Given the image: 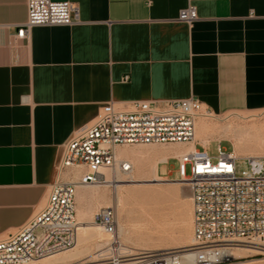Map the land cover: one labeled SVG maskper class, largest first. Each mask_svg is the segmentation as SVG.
<instances>
[{"label": "crops", "instance_id": "0c3cea01", "mask_svg": "<svg viewBox=\"0 0 264 264\" xmlns=\"http://www.w3.org/2000/svg\"><path fill=\"white\" fill-rule=\"evenodd\" d=\"M54 1L78 20L18 38L27 0H0V239L43 207L67 142L107 103L264 112V0ZM188 6L198 18L179 20Z\"/></svg>", "mask_w": 264, "mask_h": 264}, {"label": "built area", "instance_id": "2783aa9c", "mask_svg": "<svg viewBox=\"0 0 264 264\" xmlns=\"http://www.w3.org/2000/svg\"><path fill=\"white\" fill-rule=\"evenodd\" d=\"M198 18L194 6L179 20ZM78 20L70 1L27 0V20L16 36L26 38L41 25H71ZM214 112L195 97L164 102L137 101L129 107L105 104L93 121L67 142L43 207L17 231L0 239V264H28L72 248L82 223L77 219L80 186H111L133 172L132 163L118 156L125 145L194 143L177 157L180 179L193 201V243L168 250L139 249L122 242L117 212L102 207L92 217L110 239L96 257L73 264H249L264 257V157H237L221 143L211 156L196 136V122ZM257 246L258 253L235 258L232 249Z\"/></svg>", "mask_w": 264, "mask_h": 264}, {"label": "bare ground", "instance_id": "6f19581e", "mask_svg": "<svg viewBox=\"0 0 264 264\" xmlns=\"http://www.w3.org/2000/svg\"><path fill=\"white\" fill-rule=\"evenodd\" d=\"M198 120L196 122L195 138L196 140L201 141L204 145H207L209 139H214L220 136L219 135L221 134L220 132H224L227 130L229 131V129L231 130L229 126L218 128L216 126L210 125L205 120H199V121ZM244 137H241L240 132L235 135L236 140L233 145L234 154L237 157H245V156L252 157L254 155L251 154V152L249 153V151L257 150L258 152L259 151L258 149H261V146L264 144V138L260 141L259 140L255 141L253 140V138L249 139ZM142 145H151V146L147 148L145 151L136 150L138 151L136 155V163L138 166L139 173L137 175H133L134 172H132L127 177H118L116 179V182L111 185L112 187H115L111 195H109L105 190L86 189V187H91V186H80L77 188V194H76L77 219L79 220L80 223H82V226L79 230V237L77 243L72 248H70L72 250L70 251V249H67L64 251L56 252L48 256H45L38 261H33L28 264H73L75 263L73 261L78 259L80 256H82L83 259L89 257H93L94 259L98 251H100L107 243H109L110 239L103 236L102 229L98 225L94 223L92 224L91 222L88 223L87 218L89 216H92L91 213L93 212V210L98 208L100 209L102 207H110L112 205L115 206L116 208L121 207L125 219L128 220L130 224L128 230L134 234L136 233L140 234L139 240L142 241L143 245L146 244L148 245L150 243L154 244V248H139V249L168 250V249L185 247L182 246V244H186L188 242L190 243L187 244L186 246H189L193 243V232L191 226L190 228H188V231L181 233L178 236L174 235L171 237L170 234L168 236V234L166 235L164 233V231L167 232L166 228L165 230H163L164 228L162 229V225L158 221H154V222L146 221V218L149 216L148 211L142 205L137 206L138 204L134 203V201L138 197H141L142 194H145L146 198H148L149 197L148 193L152 190V189L150 190V188H145V187L138 188L137 186L135 187V185H140V184L148 185L153 183L154 181H168L172 184L182 182L187 184L185 179L169 180L167 177L160 176L158 173V169L160 163H166L170 157H175V158L180 157L183 153H186L187 151L194 149L195 144L173 143V144H142ZM156 145H161V146L158 147ZM119 147L116 148L117 154L120 157H124L127 158V160H129V157L125 152V150ZM133 150L134 149H132L131 151ZM247 151H248L247 155H241V152L246 153ZM131 163L133 162L131 161ZM133 171H134V167H133ZM122 179H127V180H122ZM130 186L133 187L130 188ZM146 200H149V198ZM128 201H131L133 205L132 207L127 209L126 204ZM192 205H193V201H192ZM192 224H193V214H192ZM119 236H120V232H119ZM262 243L264 244V242ZM172 244L173 245L181 244V246L179 245L177 247H171L170 245ZM257 250H259L257 249V246H238L232 249V253L235 258H242V257H249L251 255L258 253ZM83 259L80 261L92 260L90 258L88 260H83ZM248 260H249V264L264 263V257L253 258ZM80 261H76V262H80Z\"/></svg>", "mask_w": 264, "mask_h": 264}, {"label": "rangeland", "instance_id": "374dc122", "mask_svg": "<svg viewBox=\"0 0 264 264\" xmlns=\"http://www.w3.org/2000/svg\"><path fill=\"white\" fill-rule=\"evenodd\" d=\"M199 120H205L210 125L216 126L218 128H222L226 126H229V128H231V130L229 129V131L227 130L224 132H220L221 134H219L220 136H218L217 138L209 139L207 145H204L201 141L197 140L200 143L197 145V147L202 148L201 145L207 146L208 153L211 156L216 155L217 153L216 147L219 143H221L222 146L226 150L234 151L233 145L236 140L235 135L239 132H240L241 137L246 136L244 138H249V139L253 138V140L255 141L256 140L260 141L264 138V112H253V111L233 112V113H225L221 115H217L214 113V115L211 117H202V118H199ZM226 134H228L229 137ZM223 135H226V136H223ZM150 146L151 145L140 144V145H125V146L119 147L125 150V152L127 153L129 157V161L131 159V161L133 162L132 164H135L133 165L134 167L133 175H137L139 173L138 166L136 163V155L138 151L136 150L145 151ZM156 146L159 147L161 145H156ZM132 149L134 150L131 151ZM258 150H259L258 152L257 150H255V151H249V153L251 152V154H253L254 156L264 157V144L261 146V149H258ZM247 153L248 151L246 153L241 152V155H247ZM121 158L127 159L124 157H121ZM178 167H179V162L177 158L170 157L166 163L159 164V175L162 177H167L169 180H178L180 179L179 173H178ZM149 177H152V176H149ZM122 180H127V179H122ZM136 186L138 188L145 187V188H150V190L152 189L148 193L149 200H146L148 198H146L145 194H142L141 197L137 198L138 200L136 199L134 201V203L138 204L137 206L142 205L148 211L149 216L146 218L147 222L158 221L162 225V229L164 228L163 230H165L166 228L167 232L164 231V233L166 235L168 234V236L170 234L171 237L174 235L178 236L179 234L188 231V228H190V226L193 232V224H192L193 205H192L191 192H190V188L188 184H185L182 182L172 184L168 181H154L153 183L148 184V185L140 184V185H135V187ZM131 187L133 186H130V188ZM86 189L87 190H97V189L105 190L107 191L109 195H111L115 187L108 186V185L106 186L104 184V185L86 187ZM132 205L133 203L131 201H128L126 204V208L127 209L130 208L132 207ZM113 207L116 209V212H117V221H118V229H119L118 232H120V238L122 242H124L127 245L136 247V248H154L153 243H150L148 245L147 244L143 245L142 241L139 240L140 234L138 233L134 234L128 230L130 224H129V221L125 219V216L123 214V211L121 210V207H117V208L115 206ZM98 209L93 210L92 213L94 214ZM92 213L91 215L93 216ZM92 216H89L87 218L88 223L91 222L93 224ZM120 230H123L124 232ZM102 232H103V236L108 238V235H106V233L103 230ZM189 243L190 242L186 244H182V246H186ZM174 245L172 244L170 246L171 247H177L179 245L181 246V244H176L175 246ZM71 250L72 249H70V251ZM89 258L93 259V257H89ZM89 258L83 259L82 256H80L78 259L74 260L73 262L80 261L82 259L88 260Z\"/></svg>", "mask_w": 264, "mask_h": 264}]
</instances>
